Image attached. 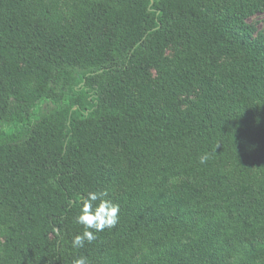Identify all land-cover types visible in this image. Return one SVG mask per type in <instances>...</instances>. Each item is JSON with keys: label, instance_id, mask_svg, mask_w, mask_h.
I'll use <instances>...</instances> for the list:
<instances>
[{"label": "trees", "instance_id": "obj_1", "mask_svg": "<svg viewBox=\"0 0 264 264\" xmlns=\"http://www.w3.org/2000/svg\"><path fill=\"white\" fill-rule=\"evenodd\" d=\"M263 7L0 0V264H264ZM88 191L118 222L73 249Z\"/></svg>", "mask_w": 264, "mask_h": 264}, {"label": "clouds", "instance_id": "obj_2", "mask_svg": "<svg viewBox=\"0 0 264 264\" xmlns=\"http://www.w3.org/2000/svg\"><path fill=\"white\" fill-rule=\"evenodd\" d=\"M218 146V145H217ZM209 153L199 157L200 164H206ZM103 191H88L80 196L74 222L82 227V231L73 235L70 240L73 249H80L85 243L91 244L97 238V233L114 228L118 222L120 206L104 197ZM72 264H90L86 256L80 255L72 260Z\"/></svg>", "mask_w": 264, "mask_h": 264}, {"label": "rangeland", "instance_id": "obj_3", "mask_svg": "<svg viewBox=\"0 0 264 264\" xmlns=\"http://www.w3.org/2000/svg\"><path fill=\"white\" fill-rule=\"evenodd\" d=\"M244 24L250 29L251 39L264 46V7L258 11L255 15L249 16L243 20ZM173 49L170 47L166 51V55L171 57ZM197 97V91L193 90L191 93L182 95L179 100L182 106L187 105ZM1 241V239H0Z\"/></svg>", "mask_w": 264, "mask_h": 264}]
</instances>
